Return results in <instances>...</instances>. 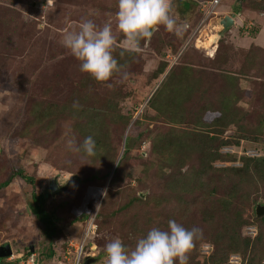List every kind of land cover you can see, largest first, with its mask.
<instances>
[{
  "label": "rangeland",
  "instance_id": "374dc122",
  "mask_svg": "<svg viewBox=\"0 0 264 264\" xmlns=\"http://www.w3.org/2000/svg\"><path fill=\"white\" fill-rule=\"evenodd\" d=\"M207 1L169 0L170 14L180 28L179 34L160 25L151 38L130 47L117 27L118 0H0V183L15 174L14 169L24 170L30 176L37 170L32 186L22 177L14 176L8 186L0 188V244L9 242L13 251L19 252L30 243L36 254L48 248L43 226L30 208L33 193H46V208L54 211L59 228L54 240L55 254L50 259L43 258L47 264L72 263L66 259L74 252L70 243L80 240L85 220L92 213L96 214V227L86 251L94 253L92 257L97 258L94 264H106L105 247L112 240L119 238L131 250L152 228L167 229L170 219L188 229L196 225L202 229L203 237L195 242L188 262L210 264L214 248L210 237L219 225L218 219L202 220L208 204L202 202L199 194L190 196L183 191L182 203L161 200L164 193L171 195L177 189L174 186L165 189L163 182L156 180L154 172L147 171L142 163L155 160L150 151L152 137L143 134L136 138L124 181L109 186L111 178L105 179L106 162L92 165L78 152L68 149L67 141L77 139L70 119L54 118L53 124L44 121L26 126L37 102H66L74 90L81 91L83 81L91 78L80 71V62L62 43L65 33L78 31L82 21L91 19L98 27L111 21L114 46L136 54L107 80L105 87L93 79L90 90L102 95L107 89H121L129 95L121 103L122 108L125 112L138 110L137 117L165 76V73L158 78L154 76L162 62L168 63L167 70L174 64L191 66V82L196 81L203 92L200 98L198 90L196 95L192 94L191 107L199 109L208 103L216 106L223 94L232 91L229 82L232 80L239 97L232 112L243 119L245 126L253 128L264 118V13L252 8L255 0H221L216 13L204 20ZM225 14L234 15L236 22L221 34L216 27L219 17ZM214 35L219 36L215 42ZM185 38L181 51L189 46L181 54L178 43ZM145 126L146 122L140 129ZM156 127L150 124L151 129ZM235 132L237 127L232 125L224 135ZM123 148L124 142L121 151ZM223 151L234 153L237 160L231 164L240 165L243 154L264 155V142L242 140L240 146L224 147ZM72 165L75 167L72 171L65 169ZM95 171L98 178L92 179ZM56 175L61 187L71 178L73 181L65 191L52 195L50 189ZM128 175L132 178L128 179ZM102 192H106V216L99 214L105 197ZM255 194L242 207L243 216L250 217L249 220L259 217L254 211L256 202L264 203V198H256ZM133 195L142 201L129 202ZM257 232L255 224L244 230L251 237ZM253 262L264 264V252H259ZM245 263L239 254L229 257V264Z\"/></svg>",
  "mask_w": 264,
  "mask_h": 264
},
{
  "label": "trees",
  "instance_id": "16d2710c",
  "mask_svg": "<svg viewBox=\"0 0 264 264\" xmlns=\"http://www.w3.org/2000/svg\"><path fill=\"white\" fill-rule=\"evenodd\" d=\"M252 8L264 13V0L253 1ZM121 35L122 39L127 38L125 34ZM186 39L178 43L180 51ZM143 40L144 38H141L139 42ZM188 46L189 44L184 47L181 54L187 52ZM112 52L118 66H126L130 61L126 62L127 59H131L132 55L136 54L135 51L118 46H114ZM167 67L168 63L162 62L155 72V78L164 73L165 76L137 117L135 115L138 110L125 112L121 106V103L129 96L128 94L114 88L107 89L102 95L95 90H90L89 85L94 84L91 82L94 78L91 76L82 82L81 91L74 90L71 98L66 102H37L32 108L31 118L26 126L44 121L53 124L54 118L70 119L77 136L76 145L81 144L89 135L96 141L94 156H86L82 151L78 153L88 159L92 165L106 162L105 179L111 178L109 186L124 181L126 166L136 138L143 134L146 137H152L150 151L155 155V160L143 161L142 155L138 156L147 171L154 172L156 180L163 182L165 189H172L173 186L177 189L176 193L171 195L164 193L161 200L165 203L174 200L182 203L185 198L184 192L189 193L190 196L199 194L202 202L208 204L203 209L202 220L212 222L218 219L219 225L210 237L214 248L209 257V263L229 264L230 255L236 253L241 255L243 262L246 261L245 264H254V257L259 252H264V230L262 229L264 215L249 220L250 217L243 216V206L244 203H249L255 193L256 198H264V155L243 154L239 158L241 164L233 165L231 163L236 162V155L225 153L223 148L238 147L242 140L264 142V118L259 119L253 128H248L242 122L243 119L236 117L237 114L232 112V107L239 97H236L238 91L232 80L229 81L232 91L227 95L223 94V97L215 104L216 106L208 103V106L204 105L199 109L191 107L192 94L196 95V90L199 91V98L203 97L201 86H197L195 80H193L194 83L191 82L193 67L177 64L172 65L169 70ZM117 72H114L111 77H114ZM106 82L107 80L101 82L102 87H105ZM74 101L78 102L79 107H73ZM144 122L146 126L142 130L140 126ZM152 123L157 126V130L150 128ZM232 125L237 127V132L224 135ZM117 136H120L118 140ZM123 142L124 148L121 151ZM217 163H223V165L217 166ZM73 166H66L65 169L72 171L75 169ZM14 171L15 174L0 183V188L8 186L14 176L22 177L30 186L34 185L37 170L32 176L21 169H14ZM70 171L69 174H71ZM96 178H98L97 171L92 175V179ZM131 178L130 175L128 179ZM57 183L59 186L62 185L58 179ZM50 191L53 195L51 189ZM105 199L106 195L99 211L102 216H106L108 209ZM141 201L142 199L136 195L131 196L129 200V202ZM45 202L46 193L38 195L33 193L30 208L41 222L43 233L48 239V248L37 253L38 259L47 264L45 259H50L55 254L54 240L58 237L59 228L54 211L47 209ZM253 224L258 227V232L251 237L246 235L244 230ZM196 227L199 228L198 225ZM135 232L139 234L137 229ZM30 245L29 243L21 251L24 255L32 252ZM71 255L73 256V253ZM177 264H179L178 261ZM194 264H204V261Z\"/></svg>",
  "mask_w": 264,
  "mask_h": 264
},
{
  "label": "clouds",
  "instance_id": "9594fccd",
  "mask_svg": "<svg viewBox=\"0 0 264 264\" xmlns=\"http://www.w3.org/2000/svg\"><path fill=\"white\" fill-rule=\"evenodd\" d=\"M116 19L117 27L127 36L130 47H135L141 38H151L154 29L160 25L169 32H180L170 14L169 0H118ZM62 43L80 62V71L99 82L108 80L122 67L118 66L112 52L114 36L111 21L98 27L91 19L84 20L78 31L64 34ZM73 107H79L78 102L74 101ZM67 147L70 151H82L89 157L96 153V141L91 135L79 145L69 139ZM202 237V229H188L170 219L167 229L152 228L138 239L131 250L119 238L109 242L105 247L106 264H177V261L188 264V254Z\"/></svg>",
  "mask_w": 264,
  "mask_h": 264
},
{
  "label": "built area",
  "instance_id": "2783aa9c",
  "mask_svg": "<svg viewBox=\"0 0 264 264\" xmlns=\"http://www.w3.org/2000/svg\"><path fill=\"white\" fill-rule=\"evenodd\" d=\"M221 0H209L207 3H204V20L209 18L212 14L216 13V6L220 3ZM95 217L96 214H91L85 220L84 229L81 232L80 240L78 242H71L70 245L74 249L73 256L70 255V258L66 257L67 261H71V264H83L84 259L88 256H92L93 252L86 251L87 243L92 234L95 233ZM71 254V253H70ZM0 264H44L38 259L36 252H31L28 255H24L22 252H12L9 256L2 259Z\"/></svg>",
  "mask_w": 264,
  "mask_h": 264
},
{
  "label": "water",
  "instance_id": "95a60500",
  "mask_svg": "<svg viewBox=\"0 0 264 264\" xmlns=\"http://www.w3.org/2000/svg\"><path fill=\"white\" fill-rule=\"evenodd\" d=\"M235 22L236 21H235L234 15L225 14L223 16H220L217 22L219 25L218 30L221 31V34H223L227 32L228 30H230V28L235 25ZM215 37L217 38L219 36L217 35ZM216 38H214L213 42H215ZM72 181H73V178L67 181L64 187H61L58 185L56 177H54L52 179V184H51L52 185L51 190H52L53 195H57V193L65 191L68 188V186L72 183ZM254 211H255L256 216L264 215V203L260 201L256 202ZM31 251H34V248L32 245H31ZM12 252L13 250L11 247V243L5 242V243L0 244V263L3 258L9 256ZM96 260H97L96 257L88 256L84 259L83 264H94Z\"/></svg>",
  "mask_w": 264,
  "mask_h": 264
},
{
  "label": "bare ground",
  "instance_id": "6f19581e",
  "mask_svg": "<svg viewBox=\"0 0 264 264\" xmlns=\"http://www.w3.org/2000/svg\"><path fill=\"white\" fill-rule=\"evenodd\" d=\"M219 26H217L216 28L218 29ZM214 38H215V35H214Z\"/></svg>",
  "mask_w": 264,
  "mask_h": 264
},
{
  "label": "crops",
  "instance_id": "0c3cea01",
  "mask_svg": "<svg viewBox=\"0 0 264 264\" xmlns=\"http://www.w3.org/2000/svg\"><path fill=\"white\" fill-rule=\"evenodd\" d=\"M235 21H236V20H235ZM12 250H13V249H12ZM14 252H15V251H14ZM20 252H21V251H20ZM20 252H19V253H20Z\"/></svg>",
  "mask_w": 264,
  "mask_h": 264
}]
</instances>
